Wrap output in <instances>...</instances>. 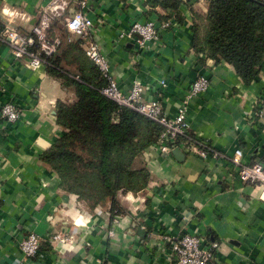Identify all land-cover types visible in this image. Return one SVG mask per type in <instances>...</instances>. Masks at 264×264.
<instances>
[{
    "label": "crops",
    "instance_id": "1",
    "mask_svg": "<svg viewBox=\"0 0 264 264\" xmlns=\"http://www.w3.org/2000/svg\"><path fill=\"white\" fill-rule=\"evenodd\" d=\"M183 1L182 23L171 20V26L158 28V39L143 48L118 34L135 21L153 19L157 25V14L166 13L159 6L86 0L83 9L122 91L136 80L147 87L145 100L158 99L173 116L191 82L200 75L208 80L206 90L187 100L185 118L192 135L220 154L201 158L180 140L168 153L147 147L136 163L148 170V183L136 194L120 195L125 212L112 219L103 207L88 211L62 191L56 174L38 158L61 132L54 105L72 101V88L48 75L44 65L27 68L0 43V105L10 101L20 112L13 122L0 118V264H168L163 237L183 234L217 242L209 264H264V195L259 184L239 180L230 161L238 148L241 162L264 164V119L253 114L264 107V59L248 85L224 61L198 62L190 48L191 11L203 12L206 0ZM51 3L0 0V28L28 31ZM175 147L178 155L171 152ZM133 208L135 216L129 213ZM28 232L41 240L32 257L19 250ZM55 233L68 240H49Z\"/></svg>",
    "mask_w": 264,
    "mask_h": 264
},
{
    "label": "trees",
    "instance_id": "2",
    "mask_svg": "<svg viewBox=\"0 0 264 264\" xmlns=\"http://www.w3.org/2000/svg\"><path fill=\"white\" fill-rule=\"evenodd\" d=\"M183 0H145L166 11L157 20L182 23ZM57 19V18H56ZM62 19V18H61ZM54 20V19H53ZM50 23L48 35L54 33ZM64 34L69 33L63 26ZM54 54L45 59V71L71 87L74 99L57 100L55 123L60 134L38 154L40 162L59 179V188L82 201L88 211L103 207L109 219L124 214L119 196L142 191L149 180L135 159L158 144L162 127L101 93L105 79L84 55L79 37H60ZM190 48L198 62L224 61L245 85L258 75L264 59V0H206L203 12L191 11Z\"/></svg>",
    "mask_w": 264,
    "mask_h": 264
},
{
    "label": "built area",
    "instance_id": "3",
    "mask_svg": "<svg viewBox=\"0 0 264 264\" xmlns=\"http://www.w3.org/2000/svg\"><path fill=\"white\" fill-rule=\"evenodd\" d=\"M86 0H76V9L68 15H63L67 6L66 0H52L47 9L42 10L35 23L28 31H21L13 25H4L0 28V43L6 45L9 54L23 61V64L33 70L41 65L45 66V59L54 54L60 44L57 34L48 35V28L53 19L61 17L64 28L72 35L83 40L84 55L97 67L101 76L105 79V85L101 93L114 101L117 105L125 106L155 121L162 127L159 141L156 146L162 153H168L176 141L180 140L190 145V151L201 158L210 155L219 157L220 154L212 149L205 141L196 139L189 130L185 118L187 100L202 93L208 87V80L203 76H197L190 84L185 99L176 109L173 116L166 115L158 99L145 100L144 94L147 87L134 80L129 88L122 91L116 84L109 71V65L100 52L99 46L92 38L93 22L84 13ZM172 25L171 19L160 21L146 19L143 22H133L127 30L120 31L119 38H125L134 42L138 48H143L148 42L158 39V28H167ZM159 85L164 86V81L159 80ZM19 110L10 101H4L0 105V118L8 122L19 118ZM254 116L264 119V107L253 112ZM236 167V175L239 180L248 183H257L261 186V194L264 195V164L254 161L243 163L240 160V150L237 148L230 158ZM130 215H136V209L129 211ZM168 243L165 250L168 264H209L212 260L217 242L204 241L201 236L183 234L163 237ZM49 240L65 242L68 238L61 234H54ZM40 246V238L34 233L26 234L19 242V250L24 257H32L37 254Z\"/></svg>",
    "mask_w": 264,
    "mask_h": 264
},
{
    "label": "rangeland",
    "instance_id": "4",
    "mask_svg": "<svg viewBox=\"0 0 264 264\" xmlns=\"http://www.w3.org/2000/svg\"><path fill=\"white\" fill-rule=\"evenodd\" d=\"M67 1V6H66V8H65V10H64V13H63V15H68L72 10H75L76 9V0H66ZM61 23H62V19H61V17H58L57 19H55V20H53V23H52V27L54 28V29H56V30H58V31H60L59 32V35H60V37H62L63 39H64V37H65V35H67L68 37H70V38H75L74 36H72V35H69V34H64L63 33V31H62V29H61ZM58 33V32H57ZM138 158V157H137ZM136 158V159H137ZM136 159H135V161H134V164L137 166V165H139L138 163H136ZM119 202L121 203V205L124 207V206H126L127 205V203H124V202H121L120 201V199H119ZM85 205V204H84ZM85 209H87V207L85 208ZM28 233H33V232H28ZM28 233H26V234H28ZM25 234V235H26ZM55 234H59V233H55ZM24 235V236H25ZM54 235V234H53ZM53 235H51L50 236V238L53 236ZM23 236V237H24ZM23 237L20 239V241L23 239ZM39 237V236H38ZM41 241V240H40Z\"/></svg>",
    "mask_w": 264,
    "mask_h": 264
},
{
    "label": "water",
    "instance_id": "5",
    "mask_svg": "<svg viewBox=\"0 0 264 264\" xmlns=\"http://www.w3.org/2000/svg\"><path fill=\"white\" fill-rule=\"evenodd\" d=\"M173 154H177L178 155V152H179V149L177 147L173 148L172 151H171ZM144 231H141V233H143ZM140 233V234H141Z\"/></svg>",
    "mask_w": 264,
    "mask_h": 264
},
{
    "label": "clouds",
    "instance_id": "6",
    "mask_svg": "<svg viewBox=\"0 0 264 264\" xmlns=\"http://www.w3.org/2000/svg\"><path fill=\"white\" fill-rule=\"evenodd\" d=\"M77 223H83V221H77Z\"/></svg>",
    "mask_w": 264,
    "mask_h": 264
},
{
    "label": "bare ground",
    "instance_id": "7",
    "mask_svg": "<svg viewBox=\"0 0 264 264\" xmlns=\"http://www.w3.org/2000/svg\"><path fill=\"white\" fill-rule=\"evenodd\" d=\"M60 243V242H59Z\"/></svg>",
    "mask_w": 264,
    "mask_h": 264
}]
</instances>
